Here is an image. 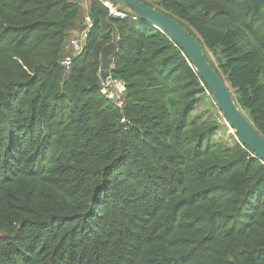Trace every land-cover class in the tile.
Returning a JSON list of instances; mask_svg holds the SVG:
<instances>
[{"label":"trees","instance_id":"1","mask_svg":"<svg viewBox=\"0 0 264 264\" xmlns=\"http://www.w3.org/2000/svg\"><path fill=\"white\" fill-rule=\"evenodd\" d=\"M141 1L201 43L264 137V0ZM112 3L124 19L100 0H0V264H264V161L238 135L213 143L192 60ZM116 41L119 104L98 85Z\"/></svg>","mask_w":264,"mask_h":264},{"label":"water","instance_id":"2","mask_svg":"<svg viewBox=\"0 0 264 264\" xmlns=\"http://www.w3.org/2000/svg\"><path fill=\"white\" fill-rule=\"evenodd\" d=\"M114 1L122 4L140 21L167 33L184 50L211 92L217 106L229 121L236 134L241 138L243 145L251 150L256 157L264 161V137L241 110L225 79L208 63L203 54L201 43L185 30L178 21L171 18L168 14L149 7L141 0ZM117 54V41L106 45L101 50V71L98 81L100 89H103L105 83L110 80L111 69L114 66ZM112 100L114 104H118L120 99L115 95Z\"/></svg>","mask_w":264,"mask_h":264},{"label":"rangeland","instance_id":"3","mask_svg":"<svg viewBox=\"0 0 264 264\" xmlns=\"http://www.w3.org/2000/svg\"><path fill=\"white\" fill-rule=\"evenodd\" d=\"M82 38L83 34H76L74 37V41L69 44V49L70 51H72L73 55L79 54L82 51ZM105 88H112L113 93H111V97H114V95L118 94L119 85L111 86L109 82H106ZM206 93L207 96H203L201 98L196 106L194 114L199 115L203 121H216L217 123H219L220 128L218 129V132L214 137L213 143H222L226 146L234 145L236 142H238L235 130L232 128V126H228L227 121L223 116V113H221L218 109L219 107L217 106L216 102L213 101L208 92Z\"/></svg>","mask_w":264,"mask_h":264},{"label":"built area","instance_id":"4","mask_svg":"<svg viewBox=\"0 0 264 264\" xmlns=\"http://www.w3.org/2000/svg\"><path fill=\"white\" fill-rule=\"evenodd\" d=\"M103 5L105 7L108 8L109 10V13L111 16H114V17H117V18H121V19H124L126 17V15L122 12L119 11L118 7L115 6L113 3H112V0H100ZM86 24L88 25V27L91 26V21L89 19H87L86 21ZM86 38V35H85V32L83 33V38H82V41ZM66 66H68V68L70 67V64H69V61H67L65 63ZM124 85L122 84H119V88L118 90L120 91V93H122L124 91ZM227 121V120H226ZM227 124L229 127H231V124L227 121ZM237 137V136H236ZM237 141L238 143H240V140L237 138Z\"/></svg>","mask_w":264,"mask_h":264},{"label":"clouds","instance_id":"5","mask_svg":"<svg viewBox=\"0 0 264 264\" xmlns=\"http://www.w3.org/2000/svg\"><path fill=\"white\" fill-rule=\"evenodd\" d=\"M108 82L110 83V80H109ZM110 84H111V83H110ZM115 85H119V84H115ZM104 88H105V85H104ZM104 88H103L102 90H104ZM106 90H107V89H106ZM106 90H105V92H104V91H103V92H104V93H107ZM124 90H125V88H124ZM123 92H124V91H123ZM123 92H122V93H123ZM122 93H120V91H118V94H116V95L119 97V95L122 94ZM111 96H112V94H110L109 99H112V98H113V97H111ZM114 96H115V95H114ZM119 99H120V97H119ZM118 104H119V102H118Z\"/></svg>","mask_w":264,"mask_h":264}]
</instances>
